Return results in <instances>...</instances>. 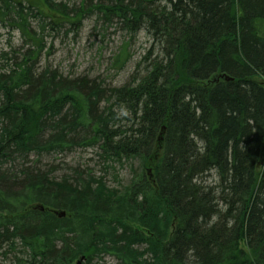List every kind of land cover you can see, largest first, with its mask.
Listing matches in <instances>:
<instances>
[{"label":"trees","instance_id":"obj_1","mask_svg":"<svg viewBox=\"0 0 264 264\" xmlns=\"http://www.w3.org/2000/svg\"><path fill=\"white\" fill-rule=\"evenodd\" d=\"M91 8L160 44L120 88L39 67L46 27L80 24L84 3L0 0L29 46L0 53V264H264V0ZM77 150L101 173L42 167Z\"/></svg>","mask_w":264,"mask_h":264},{"label":"rangeland","instance_id":"obj_2","mask_svg":"<svg viewBox=\"0 0 264 264\" xmlns=\"http://www.w3.org/2000/svg\"><path fill=\"white\" fill-rule=\"evenodd\" d=\"M53 4H64L69 9L80 8L83 3L89 8L80 24H64L62 26L46 27L43 34L44 54L39 63V67L50 65L53 69L65 77L78 78L82 76L90 77L103 84L105 88H120L127 84L131 76L138 72L142 75L148 69L156 57L161 55L160 44L142 29L137 33L126 30L118 19L108 20L102 13H97L91 8L98 2H110V0H51ZM41 9L46 14L52 16L54 21H59L58 16H62L57 8L50 10L46 5ZM94 12V13H93ZM57 16V17H56ZM31 27L38 30L37 23L31 22ZM42 36V35H41ZM25 39L21 32L6 28L0 22V53L11 52L13 49H28L24 46ZM124 67L119 69L118 57L124 50ZM149 52V53H148ZM150 54L151 57L148 58ZM42 167L49 169L59 167L55 172L56 178H61L68 170V167L81 166L82 168H95L99 171V158L95 150H77L67 155L46 157L42 160ZM136 167L137 164H133ZM118 167V180L114 175L106 179V183L111 188H123L130 184L133 174L130 166ZM102 168V166H101ZM99 173H101L99 171ZM99 264H121L119 261L105 257Z\"/></svg>","mask_w":264,"mask_h":264},{"label":"water","instance_id":"obj_3","mask_svg":"<svg viewBox=\"0 0 264 264\" xmlns=\"http://www.w3.org/2000/svg\"><path fill=\"white\" fill-rule=\"evenodd\" d=\"M78 264H82V262L80 261Z\"/></svg>","mask_w":264,"mask_h":264}]
</instances>
